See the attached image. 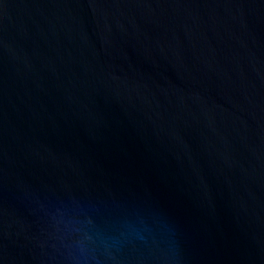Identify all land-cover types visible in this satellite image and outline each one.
<instances>
[{
  "label": "water",
  "instance_id": "1",
  "mask_svg": "<svg viewBox=\"0 0 264 264\" xmlns=\"http://www.w3.org/2000/svg\"><path fill=\"white\" fill-rule=\"evenodd\" d=\"M0 264H264V0H0Z\"/></svg>",
  "mask_w": 264,
  "mask_h": 264
}]
</instances>
